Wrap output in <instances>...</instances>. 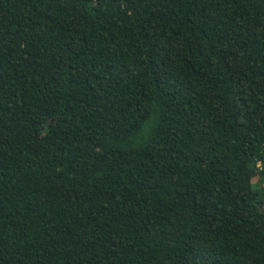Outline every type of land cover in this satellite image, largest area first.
I'll use <instances>...</instances> for the list:
<instances>
[{
	"label": "trees",
	"instance_id": "1",
	"mask_svg": "<svg viewBox=\"0 0 264 264\" xmlns=\"http://www.w3.org/2000/svg\"><path fill=\"white\" fill-rule=\"evenodd\" d=\"M0 264H264V0H0Z\"/></svg>",
	"mask_w": 264,
	"mask_h": 264
}]
</instances>
